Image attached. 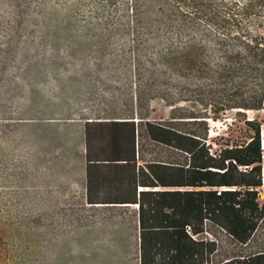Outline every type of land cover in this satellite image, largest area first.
<instances>
[{
  "label": "rangeland",
  "instance_id": "obj_1",
  "mask_svg": "<svg viewBox=\"0 0 264 264\" xmlns=\"http://www.w3.org/2000/svg\"><path fill=\"white\" fill-rule=\"evenodd\" d=\"M142 31L126 0H0V264H136L133 224L80 201L86 117L205 115L229 140L254 118L264 145V108L222 110L212 80L156 63Z\"/></svg>",
  "mask_w": 264,
  "mask_h": 264
},
{
  "label": "trees",
  "instance_id": "obj_2",
  "mask_svg": "<svg viewBox=\"0 0 264 264\" xmlns=\"http://www.w3.org/2000/svg\"><path fill=\"white\" fill-rule=\"evenodd\" d=\"M128 3L155 43L156 63L212 80L227 101L222 110L264 108V0ZM236 89L245 90L236 97ZM178 117L131 112L84 121L86 142L111 141L105 154L111 161L135 163L137 139L147 168L138 182L151 187L136 200L139 264H264L260 123L245 118L250 132L229 140L208 135L205 115Z\"/></svg>",
  "mask_w": 264,
  "mask_h": 264
},
{
  "label": "crops",
  "instance_id": "obj_3",
  "mask_svg": "<svg viewBox=\"0 0 264 264\" xmlns=\"http://www.w3.org/2000/svg\"><path fill=\"white\" fill-rule=\"evenodd\" d=\"M85 119L92 120L93 118L89 116ZM85 119L83 120L81 137L80 201L85 204L86 211L90 212V215L105 214L116 218V221L107 220L109 225L119 224L123 226V231H126L129 230V225L133 224L137 246L136 217L138 203L136 200L141 190L151 189V187L138 182V171L141 168V171L147 172V168L144 161L138 157L137 139H135V163L132 161L126 162L124 159H121L118 163L117 161H111L112 159L105 156L110 150L111 142L106 136H95L89 138L88 142L85 141ZM138 119V117H135V121H138ZM87 151L88 156H86ZM142 154L145 155V151H142ZM161 188L164 187L158 186L153 189ZM135 259L136 264H139L137 254Z\"/></svg>",
  "mask_w": 264,
  "mask_h": 264
},
{
  "label": "built area",
  "instance_id": "obj_4",
  "mask_svg": "<svg viewBox=\"0 0 264 264\" xmlns=\"http://www.w3.org/2000/svg\"><path fill=\"white\" fill-rule=\"evenodd\" d=\"M261 146H263V141H261Z\"/></svg>",
  "mask_w": 264,
  "mask_h": 264
},
{
  "label": "bare ground",
  "instance_id": "obj_5",
  "mask_svg": "<svg viewBox=\"0 0 264 264\" xmlns=\"http://www.w3.org/2000/svg\"><path fill=\"white\" fill-rule=\"evenodd\" d=\"M264 146V145H263Z\"/></svg>",
  "mask_w": 264,
  "mask_h": 264
}]
</instances>
